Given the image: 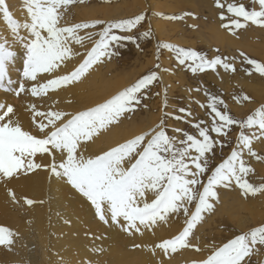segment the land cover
<instances>
[{
    "label": "snow or ice",
    "instance_id": "1",
    "mask_svg": "<svg viewBox=\"0 0 264 264\" xmlns=\"http://www.w3.org/2000/svg\"><path fill=\"white\" fill-rule=\"evenodd\" d=\"M73 2L74 0H25L28 18L21 22L13 17L6 0H0V14L12 35V42L7 38H0V88H5L6 80L8 85L13 83L8 72L9 65L16 57L13 48L15 43H19L24 49L23 80L19 82L18 89L6 90L14 91L16 95L30 91L32 96H43L49 90L78 82L93 64L102 62V58L111 59L119 55L116 47L122 41H135L136 37L118 35L113 29L130 32L145 19V14L140 13L131 19L110 22L93 20L62 26V9ZM215 3L221 9V21H228L222 26L229 31L233 27H244L249 21L264 26V0H250L253 5L251 9L239 0H215ZM257 3L258 9L255 7ZM105 24L97 34L99 39L86 52L83 61L71 71L58 74L66 61L78 55L71 46L73 41L82 44L85 39L77 34L78 30ZM142 35L148 37L151 32L146 31ZM91 36L89 33L87 38L91 39ZM163 47L175 51L179 64L191 62L188 66L193 72L203 71L205 68L214 69L220 64L226 70H236L232 63L225 62L220 56L208 59L205 54L194 49L170 43H164ZM247 62L264 76V63L256 59H247ZM156 67L159 68L160 65ZM41 74H50L52 78ZM157 79L158 73L151 71L103 102L76 112L51 109L37 112L36 106L32 105L36 133L26 130L18 119H14L16 113L13 105L0 104V179L8 181L40 168L42 165L35 162L37 154L41 157L49 156L51 163L43 167L85 198L105 224L117 226L129 235H135L141 233L142 228H152L158 222L167 221L170 216L183 212L186 217L183 230L156 244L153 251L159 249L166 255L169 250L175 252L178 247H189V237L197 221L202 219V213L214 208L210 199H218L215 191L217 185L228 187L234 182L245 196L257 193L264 195V184L256 186L245 179L253 169L243 159L245 148L250 155L257 156L252 141L264 138V104L245 119H237L229 114L222 99L212 97L210 108L214 115L211 127L201 126L203 122L197 123L195 127L198 129V137L184 133L185 138L179 139L176 135H169L165 122L161 120L154 129L100 154L85 156L81 150L82 143L90 141L100 129L118 122L122 115L135 111L146 94L144 90ZM25 81L31 82L30 88ZM243 99L250 100L251 97L244 96ZM217 103L223 105L224 110L218 108ZM37 115L46 118L47 122L37 121ZM233 125H238L241 129L255 128L259 131V136L255 132L247 135L242 130L238 137V148L233 149L227 159L210 170L211 174L207 175V182L204 183L201 177L209 172L208 156H214L217 144L223 146V141L214 139L210 133L227 137L228 130ZM173 131L182 132L179 128ZM9 195L16 201L11 189ZM24 202L27 205L36 203L27 197ZM193 203L195 210L190 212L189 206ZM18 235L10 227L0 224V245L10 246L13 237ZM262 248L264 223L235 235L222 246L215 247L205 259L193 261V264H250L251 255L259 253ZM245 258L249 260L245 262Z\"/></svg>",
    "mask_w": 264,
    "mask_h": 264
},
{
    "label": "bare ground",
    "instance_id": "2",
    "mask_svg": "<svg viewBox=\"0 0 264 264\" xmlns=\"http://www.w3.org/2000/svg\"><path fill=\"white\" fill-rule=\"evenodd\" d=\"M204 1L206 6L213 9L211 13L217 28L211 21L214 27L209 29H213L211 32H213L212 37L215 42L226 44L225 46L228 48L240 46L250 54L253 52L257 55L261 51L264 52V28L262 26L254 24L251 27L246 24L241 28L233 27V30L229 31L222 26L228 22H226L227 20L221 21V9L216 6L215 0ZM6 2L9 7L11 5L9 10L15 19L24 22L28 18L25 0H6ZM92 2L93 0H74L73 3L62 9L64 15L60 21L61 25L71 26L75 23L91 22L98 17L109 22L126 14L123 9H112V5L98 8L92 5ZM134 2L141 9L150 12L149 23L156 33V37L161 35V28L154 23L156 20L154 10L158 8L155 1L134 0ZM183 2L188 3L189 0H183ZM222 2H230V0H222ZM167 4L169 5V3ZM185 7L190 10L193 8L191 2ZM211 13L209 12V14ZM226 15L230 14L226 13ZM91 28L87 29L91 30ZM83 31L84 28H81L77 33L79 36L85 37L82 44H76L74 41L71 44L73 51L78 55L66 61L65 65L58 70V74H64L78 66L85 58L86 52L94 45L96 37L93 35L94 32H88L92 34L91 39H88V34H84ZM237 35L243 36L246 42L241 43L242 41L230 38V36L235 38ZM0 38H7L9 42H12V35L2 14H0ZM199 41L207 49L211 48L206 40L200 38ZM252 46L255 48L253 49ZM13 48L16 51V57L14 62L9 65L8 72L13 83L8 85L6 80L5 88H0V104L13 105L16 113L14 119H18L26 130H31L33 133L37 132V126L33 123L32 105L36 106L37 112H47L50 109L65 112L84 110L103 102L129 86L139 72L136 70L137 72L132 71L124 74L123 70L110 67L111 69L102 73V70L112 64L108 63L106 67H103L101 64L95 63V66H91L88 72L71 86L49 90L48 94L43 96H32L30 91L16 95L14 91L6 89H18L19 82L23 80L24 49L19 43L13 44ZM208 50L210 59L214 58V52L211 49ZM162 53L160 56L161 65L166 67L171 57L164 48ZM258 55L260 56L261 53ZM227 58H231L227 61L233 64L235 71L229 69L222 72L217 65L214 69L208 68L204 74L213 88L221 91V96L224 95L225 100L230 103L231 109L236 114L253 113L261 104H264V76L253 72V69V71L250 69L252 73L240 70L236 66L237 63L233 56L228 54ZM262 60L264 61V57ZM174 67L179 80L181 66L176 63ZM41 75L52 78L50 74ZM160 78H162L160 100L155 101L156 98L145 94L146 105H151L146 106L145 111L141 114L129 115L130 118L121 116L118 122L100 129L90 141L83 142L81 150L85 156L100 154L151 129L160 118L162 107L169 104V94L166 88L169 80L164 73L160 74ZM25 84L30 88L31 82L25 81ZM170 88L169 86V91ZM179 89L180 96L183 97V104L188 110V97L184 93L185 90ZM244 96H249L251 99L244 100ZM36 120L47 122L46 118L39 115L36 116ZM252 146L257 156L250 155L247 149L243 150V159L253 169L245 179L259 186L264 184V167L257 168L264 164V138L253 140ZM259 146L262 151H259ZM58 161L59 154H57ZM35 162L42 167L20 174L8 181L0 179V224L10 227L19 234L13 237V243L10 246L0 245V264H193V261L205 259L216 247L219 239L224 240L225 236L229 237L234 233L248 231V228L256 226L262 218L261 216L264 215V195L257 193L245 196L233 182L229 189L218 191V205H222V207L220 206L222 210L214 205L213 210L208 211V215H202V219L199 220L197 227L192 230V235L189 237L190 246L178 247L175 252L169 250L165 255L159 249L154 252L153 248L162 240L170 239L183 230L186 219L182 215L174 214L167 221L158 222L152 228H142L141 233L129 235L117 226L102 222L85 198L64 181L53 177L50 170L43 167V165L51 163V157H41L40 154H37ZM9 189L14 192L16 201H13L9 195ZM25 197L36 201V203L27 205L24 202ZM151 198V194H149V199ZM41 201L43 203H40ZM218 210L221 213L217 214ZM215 214L218 216L216 217ZM258 217L261 218L257 220ZM232 225L235 226L234 229ZM214 230L218 235L215 244L210 242V236L215 233ZM133 245H140V247ZM255 256L257 262L262 264L264 248L259 253L255 252Z\"/></svg>",
    "mask_w": 264,
    "mask_h": 264
},
{
    "label": "rangeland",
    "instance_id": "3",
    "mask_svg": "<svg viewBox=\"0 0 264 264\" xmlns=\"http://www.w3.org/2000/svg\"><path fill=\"white\" fill-rule=\"evenodd\" d=\"M153 1H155L156 6H158V8L156 10H154L155 17H156V20L154 23L157 25V27L161 28V30H162V34L159 35L158 37H156V35H155L156 33H154L152 26L148 20L149 19L148 16H149L150 12L148 10H144L143 8L141 9V7H139L134 2V0H93L92 5H94L98 8L107 7V6L112 5V9H114V8H115V10H118L119 8L123 9L126 12V14L124 16L123 15L120 17L118 16V18H116V20L131 19V18L135 17L136 15H139L140 13H145V19L143 21H141L139 24H137L135 28L131 29L130 32L120 30V29H113V32L118 34V35H134L136 37V39H135V41H122L121 44L116 47V50L119 52V55L113 56V57H111V59L104 57V58H102V62H97V65L101 64L103 67H106V65L108 63L112 64V65L109 64L108 68H105L101 72L104 73L105 71H107L113 67L120 70V71L123 70L124 74H128V73H131L132 71L137 70L139 72L135 76L134 80H132V82L130 83V85H132L133 83H135L138 79H140L144 75H147L151 71H156L158 73V79L156 81H154L146 90H144L147 95H150L151 97L156 98L155 101L160 100V97H161L160 87H161V83H162V78H160V74L164 73L165 77L169 80L168 84H166V88L168 90V91L167 90L166 91L169 94V97H168L169 104L162 107L161 115L159 116L160 118L157 120L158 122L157 121L155 122V124L151 127V129L156 128L160 124V121L163 120L165 122V127H166L169 135H176L179 139L185 138L184 133L192 134V135H195L198 137L199 136L198 129L195 127V125L197 123L203 122L201 124V126L211 127L212 116L214 115L211 113V108H210V104L212 103V97H218L219 99H222L224 101V104L227 105V111L229 112V114L236 117L237 119H245L248 115H251L252 112L251 113L246 112L243 115L236 114L231 109L230 103L227 100H225L224 95L221 96V93H220L221 91L219 89H216V88L214 89L212 84H210L209 81L207 80L204 73L207 72L208 68H205L203 71L197 70V71L193 72L191 70V68L188 66V64L191 62H187L184 65L179 64L181 66L182 71H181V77H179L180 79L178 80L177 75L175 74V67H174V65L176 63H179L177 58H176V53L174 50L164 48L163 44L164 43H170V44L178 45V46L184 47V48H191V49H194L198 52L205 54L208 59H210L208 49H211L214 52V58L216 56H220L222 59H224L225 62H228L227 61V55L229 54V55L233 56V58H235V62L237 63L236 66H238V68H240V70H243V71H246L249 73H252L253 70H254L253 72H256V71L254 69V66L248 64L247 59H256L257 61L264 63V61L262 60L264 57V55H263L264 52L261 51L258 53V54L261 53V55H262V58H260L261 55L260 56L258 54L256 55V53H253V52H251V54H250V52L247 50L245 52L244 49L241 48L240 46H233V47L231 46L232 48H228L227 46H225L226 44L223 45V44H219L218 42H215L213 40V37H212L213 32H211V30L213 31V29L210 30L209 28H212L214 26L217 28V26H216L217 24H216V22H214L215 21L214 16L211 13V12H213L212 11L213 9L209 8L208 5L206 6V4H205L206 2L204 0H202V1L201 0H194V2H193V0H191V1L189 0L188 3H186V2L184 3L183 0H179L180 2L178 0H166V1L165 0H153ZM190 2H191V7L195 8V10H193V8L190 10V9H187L185 7V5L190 4ZM242 2L245 3V5L247 7H249L250 9L253 6L250 3V0H242ZM167 3H169V5ZM176 3H178V4H176ZM89 5H91V4H89ZM89 5H87V6H89ZM130 5H131V7H130ZM126 7H128V8L126 9ZM255 7L257 9L259 8L258 3L255 5ZM10 8H11V5H10L9 9ZM132 8H134V9H132ZM138 8H139V10H138ZM209 12L211 14H209ZM95 20L105 21V19L99 18V17L95 18ZM116 20H114V21H116ZM211 21L213 22L214 26H213ZM242 21L243 20L241 18V22ZM226 22H228V21H226ZM243 22H242V24H243ZM85 23H87V22H85ZM247 25H249L251 27L254 26V24L250 21L247 22ZM105 26H106V24L105 25H96L95 27H92L91 30H88V29L85 30L84 29L83 33L89 34L88 32L93 31L94 32L93 35H96L95 41H94V43H95L99 39V36L97 34ZM219 27H220V25H219ZM260 27H261V25H260ZM262 28H264V26H262ZM146 31H150L151 35L148 37H144L142 35V33L146 32ZM162 35H164V36H162ZM209 36H211V37H209ZM200 38L203 40H206L207 43L211 46V48L209 47L207 49L204 45H202L199 41ZM230 38L236 39L240 42L242 41L241 43H243L244 41L246 42L245 38H243V36H241V35H237V37L235 36V38H234V36H230ZM211 39L213 42L211 41ZM183 42H185L186 44ZM249 43H251V42H249ZM213 44H215V45H213ZM137 45H139V46H137ZM163 48L171 57V59H169L170 62L168 65H166V67H163L161 65V60H160V56L163 54L162 53ZM254 48L255 47H253V49ZM158 64L160 65L159 68L156 67ZM92 66H95V64H93ZM218 67L222 70V72H226V69H224L222 64L218 65ZM123 68H126V69H123ZM250 69L251 70L253 69V70L251 71ZM169 86L171 87L170 91H169ZM172 88L174 90H171ZM179 88H182L183 90H185L184 93L188 97L187 98L188 110L186 109V107L183 104L184 101H183V97L180 96L181 91ZM211 91H214V92L211 93ZM145 99H146V97L143 98L142 103L140 105L136 106L135 111L128 112L122 116H126L127 118H130L129 115L133 116V115H136L135 113H138V114L143 113L145 111V107L151 105V104L146 105ZM217 107L220 108L221 110H224L223 105H221L219 103H217ZM180 109H185L186 111L181 112ZM177 117H179V119ZM176 128L181 129L182 132L181 133H175L173 130ZM151 129H149V130H151ZM242 130L247 135H251L253 132H255L256 136H259L258 130H256L255 128L241 129L240 126H238V125H233L230 127V129L228 130L227 137H225L223 135L217 136V134L214 132L210 133V135L214 139H216L218 141H223V146H221V144H217L215 146V149H214V151H215L214 156L213 155L208 156L209 172L206 175L201 177V180L204 183L207 182V175L211 174L210 170L214 169L223 160L227 159V157L231 154L233 149L238 148V143H239L238 137H239V134ZM146 131H144V132H146ZM256 140L257 139H254V141H256ZM260 148H259V151H262V148L261 149ZM244 150H246V148ZM260 164H261V162H260ZM263 167H264V164H262L261 166H257L258 169H262ZM229 188H230L229 186L225 187L224 185H217L215 187V191L217 192V196L219 193L218 191H220L222 189H229ZM200 190H202V188ZM210 202L213 203L215 205V207H218V209L222 210V208H221L222 205H218L217 198L210 199ZM189 210H190V212L195 210V204L194 203L189 206ZM220 210H218L217 214L221 213ZM208 213H209L208 211H205L202 213V215L205 216V215H208ZM179 214L182 215L186 219L183 212H181ZM217 214H215L216 217L218 216ZM215 215H214V217H215ZM261 217L257 218V220L261 218L259 220V223L256 226H251V228L257 227L260 224L264 223V215ZM198 223H199V221H197L193 230L197 227ZM185 226L186 225L184 224V227ZM232 227H233V229L235 228L234 225H232ZM251 228H248V230ZM219 230L220 229H218L217 231H219ZM214 232H215V230H214ZM240 233L241 232L234 233L232 236H229V237L225 236L224 240L219 239V241L217 242L218 235L215 232L214 234H212V236H210V238H211L210 242H213V244H215L217 242L216 243L217 245H215V246L219 247V246H222L224 243H226L228 240L234 238L235 235H238ZM248 260H249V258H245V262H247ZM250 264H259L257 262V257L255 256V252L250 257ZM262 264H264V259H263Z\"/></svg>",
    "mask_w": 264,
    "mask_h": 264
}]
</instances>
